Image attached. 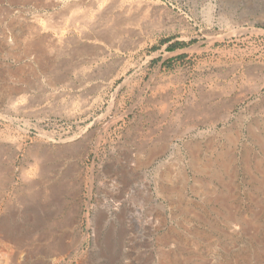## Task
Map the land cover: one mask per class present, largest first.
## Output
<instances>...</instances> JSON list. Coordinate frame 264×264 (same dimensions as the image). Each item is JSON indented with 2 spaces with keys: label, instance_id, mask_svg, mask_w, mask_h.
Returning a JSON list of instances; mask_svg holds the SVG:
<instances>
[{
  "label": "rangeland",
  "instance_id": "obj_1",
  "mask_svg": "<svg viewBox=\"0 0 264 264\" xmlns=\"http://www.w3.org/2000/svg\"><path fill=\"white\" fill-rule=\"evenodd\" d=\"M106 2L0 0V264H264V0Z\"/></svg>",
  "mask_w": 264,
  "mask_h": 264
},
{
  "label": "crops",
  "instance_id": "obj_2",
  "mask_svg": "<svg viewBox=\"0 0 264 264\" xmlns=\"http://www.w3.org/2000/svg\"><path fill=\"white\" fill-rule=\"evenodd\" d=\"M71 147V146H70ZM69 148V147H68ZM64 168L60 171V174L58 176V179L60 180L59 190L58 194L61 196L62 203H63V217L66 219V221L69 224H72V221L74 219L73 213H75L76 210V195L78 192V186L77 184L80 183V179H78V172L74 165H72L69 161H67L64 164ZM7 189V187H6ZM51 191L48 190V195ZM30 192L26 190V188H20L16 190V196L17 199L13 201H9L8 198L4 197L2 200H0V218H9L14 217L13 215H8L9 212H22L23 210L28 211L29 210V204L26 202V206L23 207V203L21 202V199L25 195H29ZM32 195L38 194L37 190L34 189L31 191ZM35 204V203H33ZM19 205V206H18ZM34 209V208H33ZM65 231V230H64ZM66 234H69L67 231Z\"/></svg>",
  "mask_w": 264,
  "mask_h": 264
},
{
  "label": "bare ground",
  "instance_id": "obj_3",
  "mask_svg": "<svg viewBox=\"0 0 264 264\" xmlns=\"http://www.w3.org/2000/svg\"><path fill=\"white\" fill-rule=\"evenodd\" d=\"M98 1V0H97ZM107 2L105 3V4H100L99 3V5L96 7V9L97 10H93V12L95 11L96 12V15H98V16H100L102 13L104 14L105 12H106V10H109V9H111V7H113L112 5L114 4V3H116L118 0H106ZM100 2V1H99ZM103 2V1H102ZM92 3V2H91ZM95 3H97V2H95ZM129 3V2H128ZM131 4V3H130ZM140 4V3H139ZM91 5H93V3L91 4ZM73 6V5H72ZM94 7V6H93ZM118 7V6H117ZM126 8L128 7V5L127 6H125ZM130 7V6H129ZM128 7V8H129ZM125 8V9H126ZM94 9V8H93ZM124 9V8H123ZM114 11V10H113ZM112 11V12H113ZM118 12H120V11H118ZM127 12V11H126ZM129 12H131V11H129ZM129 12H127V13H129ZM110 13V12H109ZM93 14V13H92ZM111 16L112 14H108V16ZM97 16V17H98ZM104 16V15H103ZM112 16H114V15H112ZM119 16V15H118ZM125 16V15H124ZM121 17V16H120ZM119 17V18H120ZM86 18V17H85ZM91 18H93V22H95V17H91ZM108 18V17H107ZM137 19V18H136ZM92 19H90V21H91ZM98 20V19H97ZM96 20V22L97 23H99V21H97ZM110 20V19H109ZM126 23V22H125ZM93 26V25H92ZM96 26V25H95ZM105 26V25H104ZM138 26V25H137ZM80 30V29H79ZM114 32V31H113ZM131 32H133V31H131ZM121 33H122V31H121ZM116 37V36H115ZM195 113V112H194ZM137 128V127H136ZM65 140V139H64ZM74 139L73 138H68V140H66V141H68V142H72ZM70 146H73V145H70ZM32 154V153H31ZM43 158V157H42ZM48 190H46L45 189V193H46V195L47 196H50V195H48ZM52 192H50V194H51ZM45 196V195H44ZM68 223V222H67ZM70 225V224H69ZM35 235V234H34ZM20 241V240H19ZM67 241V240H66ZM15 241H13V243H14ZM19 243V242H18ZM65 244V245H64ZM72 244V242L71 243H65V242H63V245H61V243H56V245L54 244H52V246L51 245H49L50 247H47L46 249H45V251H46V253L47 252H51V253H53V252H60V250L61 251H63L64 249H68L69 247H70V245ZM19 245V244H18ZM17 245V246H18ZM45 245V244H44ZM15 246V245H14ZM16 249V248H15ZM33 250H35V249H33ZM12 251V250H11ZM10 251V252H11ZM31 251V250H30ZM15 254V253H14ZM36 254V253H35ZM38 254V253H37ZM10 257H11V255H10ZM19 262V261H18ZM16 264V263H15Z\"/></svg>",
  "mask_w": 264,
  "mask_h": 264
}]
</instances>
